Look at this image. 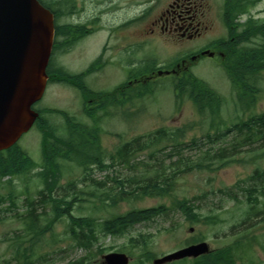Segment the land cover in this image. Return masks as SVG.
I'll return each mask as SVG.
<instances>
[{"label":"rangeland","instance_id":"obj_1","mask_svg":"<svg viewBox=\"0 0 264 264\" xmlns=\"http://www.w3.org/2000/svg\"><path fill=\"white\" fill-rule=\"evenodd\" d=\"M92 1L96 3V0H82V2H79V7H82V3L86 2L85 6L88 9L86 12L88 13L93 9ZM199 1L206 13L205 21H208L207 25L210 27L201 39L194 41L188 39L172 40L171 43L165 38L151 34V22L158 13V8L154 9L153 18L143 19L136 14L140 10L137 8L130 9L128 5H122L123 11L116 12L113 17H103L102 25H105L110 19L112 22H118L124 16L130 14L132 24L129 29L124 32L121 29H116L111 34L106 31L95 30V34H92L91 38L85 41L82 39L84 42H78L67 53L57 52L54 55L53 71L61 68L72 76H76L74 74L81 73V69L92 66V62L96 63L97 58L103 53L102 55L104 56L105 54V59L101 58L100 62L87 74L86 78H88L89 86L94 90H109L113 88L111 82L116 78V76H113L114 71L120 69L115 62L118 60L117 53L121 51L120 48L122 46L123 51L125 48L129 50L132 62L144 61L148 64L153 62L156 65V70L152 72L155 73L159 70H171L182 60L190 59L202 50L220 51V41L228 36V29L223 20L225 0ZM46 2L50 6L53 5V0ZM56 10L59 12L58 9ZM250 17L264 19V0L256 7L250 8L236 22L245 23ZM123 35L128 37L127 40L122 37ZM139 43L143 44L140 45ZM153 57H156V59L151 60ZM130 68L131 70L136 69V66L131 65ZM96 72L98 74H95ZM190 74L207 83L223 98V111L219 120L225 122L227 126L247 121L252 115L264 113V72L259 76L261 92L256 96V104L252 107L251 112L247 113H242L238 110L236 93L220 58L202 59L191 66L188 75ZM55 75L59 77L57 73ZM184 76L185 74L182 73L176 78L171 76L157 78L154 82L153 93L149 96L151 98L146 97V100L135 101L122 109H110V117L98 125L102 151L107 155L114 152L123 141L146 137L150 134H155L163 128L169 130L188 129L186 132L187 136L184 139L186 145L181 147L170 145L154 160L149 158V151H145L137 157V162L146 163L147 161L155 166L164 162L168 167V175L177 174L173 191L165 197L132 199L118 202L116 205L111 201H106L107 205L112 207L105 208L102 207V202L95 200L100 210L94 209L93 205L86 204V202L85 208L80 210V206L83 205L76 203L72 212V215L78 219L93 217L97 219L98 225L106 220L124 216L131 211L152 209L161 205L168 208L167 215L158 216L151 222L137 224L119 236H103L101 228H98L96 233L99 241L94 243L90 252L77 248L75 241L68 232L70 220L65 216L53 226L51 231L39 239L36 246L37 254L34 256L36 259L35 264H76L80 261H84L83 264H101L105 255L121 252V250L125 251L126 254L132 253V255L129 254L132 258L130 264H141L140 261L145 252L143 246L131 249V239L137 238L139 240L141 236L144 238H140V240L142 242L148 241L147 249L156 255L157 258H162L190 245L202 243L201 240L203 239H205L203 242L209 243L213 249L225 247L233 242L235 237L230 235V228L235 221H230L227 224L210 225L202 219L198 223H192L187 221L185 216L179 211L177 202L188 199L191 204L198 207L197 211L202 216L218 215L223 218V215L229 216V214H225L229 210H235L236 212H233L232 215H236V218H238L241 214L238 208L246 206L242 204V202H246L242 188L250 186L254 182L250 178L256 170L264 171V140L259 139L252 144L239 147V153L236 155V160L238 161L219 171L199 170L196 168L190 171L199 161L208 162L206 151L219 147H226L232 151V144H234L235 138L243 136L237 132L223 139H217L216 137H213L215 139L212 141L207 139L205 134L209 125L201 119L196 106L191 101H185L180 106L176 104L173 84ZM120 80L117 79L116 82ZM72 82L74 80L64 83L60 79L58 82L51 83L42 101L36 105L37 109L41 111H63L74 118L73 122L90 125L88 120L84 119L83 113V105L86 99L81 90L75 87L76 85L71 84ZM116 97L119 102L120 99L124 98L123 92L118 93ZM86 101L91 105L89 108H93V103H96V100L92 98H88ZM126 115L128 117H125ZM45 117L50 127L58 130L64 128L63 116L48 113ZM43 136H45L44 131L37 126L24 135L19 142L22 150L39 165L42 163ZM194 140H198L197 146L193 144ZM181 158L183 166L180 169L184 170L185 174H181L179 169L173 165L177 162L179 163ZM187 167L189 168L186 169ZM129 174L128 169L126 170L122 166H116L114 169L104 172L95 170L92 177L88 176L85 179H83L80 171L76 169L66 171L59 187H57L58 189L56 188L52 194H55V197L59 196V198L66 196L69 201H73L74 190L68 189L70 180H75L77 190H90L92 188L89 186L92 184L90 179L106 182L109 180L108 177L114 178L118 176L124 179ZM29 178L32 179L27 181L26 177H17L11 184L9 182L0 184V200H5L3 203L0 202V264H16L13 260L16 255L13 247L17 244L13 243L14 240L24 234V225L19 216H26L29 201L39 202L41 196L37 192L45 190L44 186L38 182L34 175ZM110 183L107 184L109 189L113 186V182L110 181ZM101 191L96 192V194L102 198L105 191ZM28 192L31 195L27 194ZM48 192H42L47 201L44 203L39 202L35 207L40 223L43 226L46 224L43 221L44 218L48 221L54 219V215L51 212V204L48 202ZM230 194L235 195L238 199L230 197ZM10 195L14 197L13 203L15 207L11 204ZM259 220L260 224L252 232L258 238L257 244H253L252 254L257 264H264V249L261 248V245H264V222L261 221L262 218H259ZM192 228L194 229L193 232ZM147 237L149 238L148 240ZM25 240L28 243L30 238ZM144 264H152V262H145Z\"/></svg>","mask_w":264,"mask_h":264},{"label":"trees","instance_id":"obj_2","mask_svg":"<svg viewBox=\"0 0 264 264\" xmlns=\"http://www.w3.org/2000/svg\"><path fill=\"white\" fill-rule=\"evenodd\" d=\"M262 1L225 0L223 6V20L226 23L229 34L226 39L220 41L219 44L221 46H219V49L225 55L222 65L236 93L238 110L242 113L251 112L252 107L256 104V96L261 92L259 76L264 72V20H256L250 17L249 20L242 24L236 21L239 19V16L246 14L250 8L256 7ZM45 3L47 4L46 7L52 10L56 15V19L59 20L62 16L60 12L61 1L56 2L53 0V5L51 6L47 2ZM56 43L48 69L50 84L58 82L60 79L64 83L74 80L71 84L76 85L75 87L81 90L85 99H95L96 103H93V108H89L91 106L87 105V101L85 100V108L90 125L73 122L74 118L63 111H39L41 115L36 124L45 134L42 144V171L35 173L37 164L19 146L0 153V184L3 183V179L7 176L11 177L10 181H7L11 184L17 177H26L27 181H29L32 179L29 177L32 174L35 175L44 184L45 191H49L48 202L51 204V212L54 215L53 220L48 221L45 218L43 219L46 222L44 226L40 223V218L35 207L37 203L47 201L42 193L43 191L39 190L37 192L41 196L39 202H30L28 200V215L19 216V219L24 225V234L14 240L13 243L17 244L13 247L16 253L14 259L23 262V264H34L32 259L37 254L36 246L39 239L51 231L53 226L65 216L70 220L68 232L75 241L77 248L90 252L94 243L99 241L96 233L98 228H101L103 236H119L137 224L151 222L158 216L167 215L168 208L161 205L152 209L131 211L124 216L106 220L98 225L97 219L93 217L78 219L72 215V211L76 203L83 205L80 206V210L85 208V202L86 204L93 205L94 209H97L95 200L102 202V207L105 208L112 207L107 205L106 201H111L116 205L118 202L132 199L167 196L173 191L177 174L168 175V167L164 162L155 166L147 161L146 163L137 162V157L139 154L149 151V158L154 160L170 145L174 147L186 145L184 139L187 136L186 132L188 129L169 130L163 128L155 134L138 137L129 142H123L114 152L109 153V155L105 154L101 146V136L98 128L99 123L102 122L103 118L110 116L109 111L111 108L122 109L130 103L146 100V97L151 96L153 86L155 85L154 82H146L131 87L129 86V81L139 80L143 74L155 71V66L150 63L146 67L144 63H140L138 69L127 70V79L124 83L110 90L97 91L90 89L85 83V79L91 69L104 56L102 55L97 59L96 63L93 62L94 64L92 63L91 68L79 76H72L61 68L53 71L54 55L61 51L60 44L58 42ZM56 73L59 77L55 75ZM173 86L176 94V104L180 106L185 101H191L196 106L198 114L209 125L207 133L205 134L208 140L212 141L215 139L213 137L223 139L237 132L243 136L235 138V142L232 144V151L226 147L206 151L205 154L207 155L208 162L199 161L190 171L195 168L199 170L219 171L238 161L236 160V155L239 153V147L252 144L259 139L264 140V113L261 115H252L247 121H241L238 124L227 126L225 122L219 120L223 111L224 100L207 83L191 74L188 75V73H185V76L174 83ZM121 92H123L124 98L118 102L116 96ZM48 113L63 116L64 120H66V126L62 130L50 127L45 117ZM197 143L198 140L193 141L195 146H197ZM173 165L179 169L181 174H185L184 170L180 169L183 166L182 158L179 160V163L177 162ZM116 166H122L126 170L128 169L130 174L124 179L118 176L114 178L108 177L113 182V186L110 189L107 188V184H111L109 180L106 182H98L90 179L92 183L89 185L92 187L90 190H77L75 180H70L68 182V189L74 190L73 201H69L66 196L59 198V196L55 197V194H52L59 187L66 171L79 168L83 172L91 174L95 168L100 171H110ZM254 175L251 177L254 182L250 186L242 188L246 197V202H242V204L246 206L240 209L238 208V211L241 213L238 218H236V215H232L233 212H236L235 210H229V212L225 213L226 215L229 214V216L223 215V218L218 215L202 216L197 211L198 207L191 204L188 199L177 202L179 211L185 216L187 221L192 223H198L202 219L210 225L227 224L230 221H235L230 228V235H233L235 239L231 244L218 248L198 259H186L172 264H257L252 252L253 244H257L258 238L252 232L260 224L259 218H262L261 221L264 222V179H262L264 178V172L257 171ZM101 190L105 191L102 198L96 194V192H102ZM27 194L31 195L29 192ZM229 196L234 197L236 200L238 199L233 194ZM9 197L11 204L15 207L13 203L14 197L12 195ZM3 201L5 200H0L2 203ZM238 202L241 203L239 200ZM26 238H30L28 243L25 240ZM140 238L144 237L141 236ZM140 238L139 240L137 238L131 239V249L143 246L145 252L142 255L140 263L152 262L157 256L147 249L148 241L145 240L142 242ZM201 241L203 242L205 239ZM261 248L264 249V245H261ZM129 254L132 255V253ZM83 263L84 261H80L76 264Z\"/></svg>","mask_w":264,"mask_h":264},{"label":"water","instance_id":"obj_3","mask_svg":"<svg viewBox=\"0 0 264 264\" xmlns=\"http://www.w3.org/2000/svg\"><path fill=\"white\" fill-rule=\"evenodd\" d=\"M54 36V16L38 0H0V152L13 147L39 118L33 106L47 88ZM209 252V245L201 243L154 264L198 258ZM105 261L129 264L126 255L117 253L106 256Z\"/></svg>","mask_w":264,"mask_h":264},{"label":"flooded vegetation","instance_id":"obj_4","mask_svg":"<svg viewBox=\"0 0 264 264\" xmlns=\"http://www.w3.org/2000/svg\"><path fill=\"white\" fill-rule=\"evenodd\" d=\"M40 1L43 3L42 0ZM54 1H61L60 12L62 16L59 23L61 31L59 40L61 50L64 51L62 52L63 54L67 53V51L74 47L78 42L91 38L90 36L95 34V30H102L111 34L116 29H121L122 32L129 29L132 24L130 14L124 16L118 22H112L110 19L106 23L108 24L107 26L106 24L102 25V18L113 17L116 12L123 11L122 5H128L130 9L137 8L140 11L136 14L143 19L148 17L153 18L154 9L158 8L159 11L151 22V34L170 41L178 38L192 41L201 39L205 32L210 28L207 25L208 21H205L206 13L199 0H96V3H94V1L91 2L93 9L89 11L90 13L86 12V10L88 11L85 6L86 2H84V4L82 3V7H79V2H82V0ZM122 37L125 40L128 38L124 35ZM55 46L56 43L54 47ZM120 49L121 51L117 53L118 60L115 64L120 68L118 70L122 74V79L113 84L112 87L122 84L127 79L126 67L130 64L128 61L130 52L126 48L123 51V46ZM203 51H201L200 55ZM200 55H198V57H200ZM184 64L185 65H182L187 66L186 62ZM89 67L90 66L86 67L84 71ZM84 71H82L81 74H83ZM98 72L95 74H98ZM87 80L88 78L85 79L88 84Z\"/></svg>","mask_w":264,"mask_h":264}]
</instances>
